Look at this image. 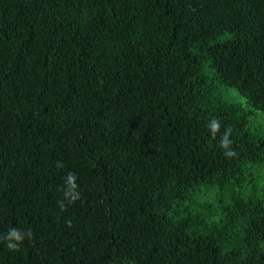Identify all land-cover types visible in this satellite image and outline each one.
Returning a JSON list of instances; mask_svg holds the SVG:
<instances>
[{"label": "trees", "instance_id": "16d2710c", "mask_svg": "<svg viewBox=\"0 0 264 264\" xmlns=\"http://www.w3.org/2000/svg\"><path fill=\"white\" fill-rule=\"evenodd\" d=\"M0 264H264V0H0Z\"/></svg>", "mask_w": 264, "mask_h": 264}, {"label": "clouds", "instance_id": "9594fccd", "mask_svg": "<svg viewBox=\"0 0 264 264\" xmlns=\"http://www.w3.org/2000/svg\"><path fill=\"white\" fill-rule=\"evenodd\" d=\"M70 179H72L71 175H70ZM27 236H31V232L29 231L28 233H26ZM4 239L8 240V247L9 248H15L17 247V244L12 243L13 240L16 241H22L23 236L20 234V231L18 229H10L7 236L4 237Z\"/></svg>", "mask_w": 264, "mask_h": 264}]
</instances>
